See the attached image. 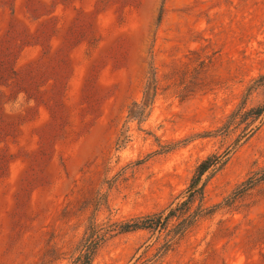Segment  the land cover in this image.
I'll use <instances>...</instances> for the list:
<instances>
[{"label":"rangeland","instance_id":"1","mask_svg":"<svg viewBox=\"0 0 264 264\" xmlns=\"http://www.w3.org/2000/svg\"><path fill=\"white\" fill-rule=\"evenodd\" d=\"M263 73L264 0H0V264H78L92 223V264H264V181L166 251L108 227L180 201L208 156L207 206L263 169L264 117L223 132Z\"/></svg>","mask_w":264,"mask_h":264},{"label":"trees","instance_id":"2","mask_svg":"<svg viewBox=\"0 0 264 264\" xmlns=\"http://www.w3.org/2000/svg\"><path fill=\"white\" fill-rule=\"evenodd\" d=\"M256 86H264V73L261 74L254 84L248 88V92ZM155 80H152L144 93V101L139 110V113L147 107L155 93ZM247 92V93H248ZM134 113V112H133ZM264 117V99L263 101L249 109H245L244 102L233 111L226 120L223 126L226 132L230 126L236 125L238 122L246 121V126H250L255 121H260ZM257 128H250V133H253ZM224 164V161L212 155L203 159L196 167L195 173L191 177L187 187L181 195V200L175 204H170L166 208L145 215L131 217L127 220L114 222L108 227L113 228L117 232H129L135 230H149L153 232H167V239L163 243L161 249L166 251L182 240L186 234L193 229L198 221L202 218L210 217L221 208L231 207L238 199L246 195V193L256 185L264 181V168L258 172H254L242 181L236 189L221 202L212 206H207L205 202L204 187L206 179H202L203 175L211 169H219ZM100 234L97 231L96 224L92 223L88 228L86 236L79 242L77 247V256L75 258L78 264H92L93 257L97 251ZM158 255V254H157ZM156 255V256H157ZM133 264H152L150 260L136 261Z\"/></svg>","mask_w":264,"mask_h":264}]
</instances>
